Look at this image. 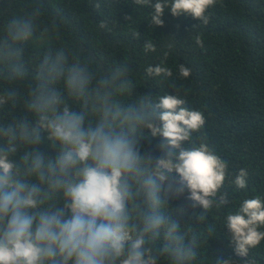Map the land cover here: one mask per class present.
Masks as SVG:
<instances>
[{"label":"trees","instance_id":"1","mask_svg":"<svg viewBox=\"0 0 264 264\" xmlns=\"http://www.w3.org/2000/svg\"><path fill=\"white\" fill-rule=\"evenodd\" d=\"M153 11L135 0H0V155L14 165L13 180L39 189L38 207L31 211L68 218L70 198L54 185L78 182L85 165L61 172L58 161L66 146L51 137L43 117L68 108L83 115L87 129L106 116L107 130L126 132L135 141L138 167L124 177L130 193L127 230L131 240L143 238L146 260L264 264V241L239 256L225 227L227 216L246 199L264 202V0H216L206 13L207 25L166 8L163 26H155ZM148 42L154 52H145ZM181 65L191 70L189 77L180 76ZM150 66L166 67L173 75L148 76ZM166 94L205 118L181 148L204 144L227 163L225 183L208 209L193 206L174 168H157L160 158L169 159L166 153L172 152L175 163L180 151L147 127H162L155 104ZM52 96L58 99L54 110H41ZM37 160L40 168L33 170ZM240 169L248 173L243 189L234 183ZM149 179L157 186L154 193ZM221 196L227 204L220 203ZM154 216L164 223L145 231ZM131 240L114 264L127 258ZM44 264L65 262L57 251L54 261Z\"/></svg>","mask_w":264,"mask_h":264},{"label":"clouds","instance_id":"2","mask_svg":"<svg viewBox=\"0 0 264 264\" xmlns=\"http://www.w3.org/2000/svg\"><path fill=\"white\" fill-rule=\"evenodd\" d=\"M215 2L172 0L168 5L164 0H157L155 4H151V0H135L138 5H149L154 9L151 21L155 26H163L166 8L175 17L189 15L207 25L209 16L206 13ZM195 42L203 46L199 37L195 38ZM144 50L154 52L156 49L148 42ZM146 71L148 76L173 75L168 68L161 66H150ZM179 74L187 78L191 70L181 65ZM75 83L76 79L72 78L70 84ZM57 103L58 99L52 96L39 107L41 110H54ZM185 103L176 95L158 97L155 108L159 110L162 127L151 123L147 127L153 136L163 137L170 149H180L175 163L169 151L166 153L169 159L160 158L157 168L168 171L174 168L181 184L189 190L188 199L193 206L208 209L213 205L212 198L217 197L225 183L227 163L204 144L181 148L182 142L187 141L193 131H199L205 125L203 113L188 110ZM106 119L105 116L95 128L86 129L83 115L68 108L51 119L43 117L51 137L66 146L58 161L61 172L78 164L85 165L78 182L57 180L54 185L62 186L65 196L70 198L68 207L71 216L68 218L62 212L31 211L38 207L39 189L35 185L13 180L14 165L6 155H0V264H44L45 260L54 261L57 251L65 264L69 261L72 264H114L124 255L125 244L131 240L127 230V200L130 193L124 177L137 169L139 156L134 139L126 132L107 130ZM135 120L144 123L141 116H136ZM89 161L92 163L89 164ZM39 168L40 162L37 160L33 170ZM247 175L245 169L239 170L234 180L238 188L246 187ZM159 178L163 180L164 176ZM147 183L154 193L157 187L155 181L149 179ZM219 200L221 204L228 203L223 196ZM163 223L162 216H154L145 231L158 228ZM225 227L231 233L237 254L247 256L250 248L264 241V231L259 230L264 227V202L259 197L246 199L235 214L227 216ZM181 251L177 249L178 254ZM187 254L194 255L190 251ZM144 257V240L140 237L131 240L127 258L123 259L122 264H155L153 259L146 260Z\"/></svg>","mask_w":264,"mask_h":264}]
</instances>
